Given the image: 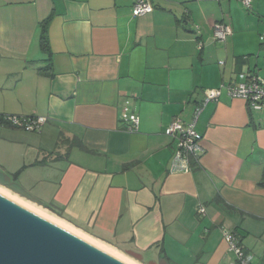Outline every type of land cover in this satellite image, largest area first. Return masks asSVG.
Wrapping results in <instances>:
<instances>
[{
  "label": "crops",
  "instance_id": "obj_1",
  "mask_svg": "<svg viewBox=\"0 0 264 264\" xmlns=\"http://www.w3.org/2000/svg\"><path fill=\"white\" fill-rule=\"evenodd\" d=\"M132 3L0 0V115L46 117L34 132L0 125V188L136 264H230L224 230L264 264V108L222 88L186 172L169 170L164 134L205 89L264 79V0H152L140 16Z\"/></svg>",
  "mask_w": 264,
  "mask_h": 264
},
{
  "label": "built area",
  "instance_id": "obj_2",
  "mask_svg": "<svg viewBox=\"0 0 264 264\" xmlns=\"http://www.w3.org/2000/svg\"><path fill=\"white\" fill-rule=\"evenodd\" d=\"M241 2L249 8L250 0H241ZM131 9L133 16L148 13L153 9L152 0H133ZM230 32V27L225 23H215L213 25V37L216 41H224ZM259 39L264 47V33L259 36ZM222 88L226 90L230 97L244 100L251 110L256 111L264 108V79L255 73H248L244 80L237 83L205 89L204 97L194 107L192 118L189 121H183L175 117L164 129V134L173 137L176 141L169 167L171 172L189 171L191 161L198 159V153L201 150V135L195 129L196 120L207 102L217 100ZM120 120L126 131L133 132L138 129L139 117L130 109L129 100H125L121 106ZM45 121L46 117L44 116L0 115V125H8L29 132L38 131ZM197 212L204 214L205 208L199 206ZM223 237L228 244L229 251L234 255V259L230 264H254L252 253L247 250L241 238L235 232L224 230Z\"/></svg>",
  "mask_w": 264,
  "mask_h": 264
},
{
  "label": "water",
  "instance_id": "obj_3",
  "mask_svg": "<svg viewBox=\"0 0 264 264\" xmlns=\"http://www.w3.org/2000/svg\"><path fill=\"white\" fill-rule=\"evenodd\" d=\"M0 264H127L0 194Z\"/></svg>",
  "mask_w": 264,
  "mask_h": 264
},
{
  "label": "bare ground",
  "instance_id": "obj_4",
  "mask_svg": "<svg viewBox=\"0 0 264 264\" xmlns=\"http://www.w3.org/2000/svg\"><path fill=\"white\" fill-rule=\"evenodd\" d=\"M0 194L4 195L5 197H8L9 199H11V200L15 201L16 203L22 205L23 207L27 208L28 210L36 213L37 215H40V216L44 217L45 219H47V220H49V221H51V222H53V223L65 228V229H67L68 231H70V232H72V233H74V234L86 239L87 241H89L90 243L95 245L96 247H98V248L106 251L107 253L117 257L119 260L124 261L127 264H136L135 262H133V261L127 259L126 257L122 256L121 254H118L117 252H115L111 248L106 247L105 245H103V244H101V243H99L97 241H94V240L92 241V240L88 239L87 237H85L80 232L74 230L73 228H71L70 226H68L65 223L61 222L60 220L54 218L53 216L48 215L47 213L43 212L41 209L36 208V207H34V206H32V205H30V204L18 199L17 197L11 195L8 191L0 188Z\"/></svg>",
  "mask_w": 264,
  "mask_h": 264
},
{
  "label": "trees",
  "instance_id": "obj_5",
  "mask_svg": "<svg viewBox=\"0 0 264 264\" xmlns=\"http://www.w3.org/2000/svg\"><path fill=\"white\" fill-rule=\"evenodd\" d=\"M41 46L43 49H47V38H46V31H45V27L43 26L42 31H41ZM75 144H77L78 146L84 148V146L78 141Z\"/></svg>",
  "mask_w": 264,
  "mask_h": 264
}]
</instances>
